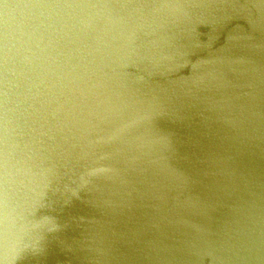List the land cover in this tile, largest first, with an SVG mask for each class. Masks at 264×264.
<instances>
[{
  "label": "water",
  "instance_id": "obj_1",
  "mask_svg": "<svg viewBox=\"0 0 264 264\" xmlns=\"http://www.w3.org/2000/svg\"><path fill=\"white\" fill-rule=\"evenodd\" d=\"M0 264H264V0H0Z\"/></svg>",
  "mask_w": 264,
  "mask_h": 264
}]
</instances>
